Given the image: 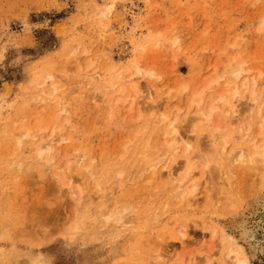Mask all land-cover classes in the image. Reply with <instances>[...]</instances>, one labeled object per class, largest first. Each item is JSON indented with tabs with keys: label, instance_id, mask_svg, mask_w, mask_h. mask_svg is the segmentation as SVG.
<instances>
[{
	"label": "rangeland",
	"instance_id": "obj_1",
	"mask_svg": "<svg viewBox=\"0 0 264 264\" xmlns=\"http://www.w3.org/2000/svg\"><path fill=\"white\" fill-rule=\"evenodd\" d=\"M139 39L141 45H135ZM134 64L143 77L151 73L138 84L144 99L149 88L162 90L159 96L158 91L152 93L154 100L160 99L158 113L141 109L151 102L138 97L129 111L134 94L128 89L121 92L122 82L111 88L118 74L123 80L141 77ZM240 65L249 70L243 74L248 81L260 72L264 82V0H0V264L26 260L28 264H151L153 256L161 257L154 259L160 264H228L229 259H223L228 245L239 248L248 264H264V211L257 210V216L248 211L252 200L264 193L251 195L258 190L253 176L258 180L261 171L256 176L233 169L234 179L229 189L224 186L229 190L224 195L237 200L236 212L217 216L204 212L210 197L206 187L222 186L225 178L232 177L227 173L221 176L222 183L213 180L208 185L203 166L196 168L194 163L192 179L203 195L196 193L191 208H178L175 200L171 206L164 195L177 185L163 184L168 178L161 168L168 161L166 166L173 172L181 170L182 178L192 154L180 152L163 161L167 148L160 151L161 132L155 126L175 107L182 109L181 116L186 111L190 117L207 112L225 82L232 80L231 71ZM47 75H53L52 81ZM263 84L253 107L243 92L234 104L243 127L250 110L257 116V106L264 100ZM230 86L239 88L241 83L232 81ZM195 91L202 96L201 103L186 110ZM168 92L172 96L162 100ZM218 115L215 112L209 124H201L204 129L195 123L191 135L195 138L200 132L204 141H211L218 125L219 136L239 137L229 138L228 153L264 147V131L262 137L255 136L259 118L244 134L231 111L221 115V123ZM231 122L236 131L229 129ZM189 129L183 126L181 133H190ZM22 130H29L23 139L18 137ZM42 137H51L53 150L34 158L31 153ZM157 159L161 177L154 180L146 168ZM151 179L156 185L146 182ZM119 209L126 212L121 216ZM108 212L123 219L130 216L125 220L129 224L136 219V228L116 225L117 216L118 222H106ZM182 224L188 226L183 245L174 232ZM224 234L233 243H222Z\"/></svg>",
	"mask_w": 264,
	"mask_h": 264
},
{
	"label": "bare ground",
	"instance_id": "obj_2",
	"mask_svg": "<svg viewBox=\"0 0 264 264\" xmlns=\"http://www.w3.org/2000/svg\"><path fill=\"white\" fill-rule=\"evenodd\" d=\"M260 29H262V27L260 28ZM143 41V39H139V40H137V41H135L134 43H136L135 45H141L140 43ZM145 41V40H144ZM175 43H176V41H175ZM157 44V43H156ZM158 45H159V43H158ZM136 47V46H135ZM135 49H137V48H135ZM232 60V59H231ZM229 62H232V61H230L229 60ZM228 63V62H227ZM231 65V64H230ZM133 67L136 69V74H138V75H140L141 77L140 78H137L136 80L134 79V77H132V75L131 76H128V77H126V79H124L123 80V78H122V74H118V76H116V80L114 81V82H112V85H111V88H113L114 86H115V84H118L119 82H122V89H121V92H123V90L124 89H128L129 90V92L131 93H133L134 95L132 96V98H131V105L132 106H130L129 107V111H132V109H133V103H134V101H135V98L136 97H138V98H141L142 100H145L146 98H147V100H145V101H147V102H151V104H147V106L146 107H144V108H141V109H146V110H148V112H149V110H151V111H157V113L159 112V109H160V107H161V104L159 103V101L158 100H160L158 97V99L157 100H154L153 99V96H152V93H153V95H155V93L159 96L160 95V93L162 92V90L160 89V90H152V88L150 89L149 87V89L147 90V95H146V98L144 99L143 97H142V94L139 92V86H138V84L140 83L139 81H144V82H146L145 80V77H146V75L148 76H151V73H148V74H146L145 75V77H143L144 76V73L142 72V70H140V69H138V67H137V65H133ZM229 67V66H228ZM233 67V66H232ZM231 73H232V76H230V77H232V80H230V81H227V82H225V85H224V87H222V91L220 92V94H218L219 96L217 97V99H215V103L213 102V103H211V105H210V107H208L209 109H208V111L207 112H201L200 114H198V115H193L194 117H190L189 116V112H187L186 111V113L183 115V116H181L180 115V111L182 110H180L179 108H176L175 107V109L173 108V109H171L168 113H166V114H163L162 115V117H161V119L156 123V127H158L159 128V130H160V132H161V135L159 136V138H161L162 140H160V142L162 141V144L160 143V151L163 149V148H161V147H164L165 146V148H167L166 149V154H165V156L164 157H162L163 158V161H166V160H168V159H171L172 157H175V156H177L180 152H184V154L185 155H188V154H192V157H190V159H189V161H188V165H189V167L187 168V170H186V172H185V174H184V176L181 178L180 177V171L181 170H179V169H182V167H184L183 166V163H181L182 165V167L181 168H179L177 171L179 172V173H177V172H173L172 171V168L171 167H168V165L166 166V164H167V162H165L164 164H163V166H162V168H161V171L162 170H164L165 171V173H164V171L162 172V176H164V174H167V182L166 183H164L163 182V184H167V186H168V182L170 181L172 184L173 183H175L177 186H178V190H177V186L175 187L176 189H173L172 191H170V192H168L167 193V195L165 196L164 195V197H166V199L168 198V200H170V204H171V206H173L172 204L174 203V201L173 200H175V201H178V203H177V207L178 208H183V207H185L186 209L187 208H191V206H192V204L195 202L194 201V196L196 195V193H199V194H201L200 192H201V190L199 189V190H197L196 189V184L194 183L195 181H193V179H192V177H193V175L191 174V172L193 171V169H194V165L196 164V168L198 167V166H203V174L204 175H206L207 177H208V180L207 179H205V180H207V183H208V185L209 184H211L210 182H212L213 183V180H216V183L218 182L217 180H220V182L222 183V179H220L221 178V176H223V175H226L227 173L229 174V176H231L232 175V171H233V169H234V171H236V173L238 172L237 170H235V167H236V169H237V167H238V170L239 169H246L247 171H248V173H252V175H254V173L256 174L257 172V174H259V171H261L260 173H261V176H259L260 178L258 179V180H260V181H258V180H256L255 178V176H253V179L255 180V181H257V185L256 186H258V190H257V192H254V193H250L251 195H253L254 197L256 196V195H258L259 193H261V192H264V147L263 146H255L254 145V143H255V141H254V137L252 138L253 140H251V145H253L252 147L254 148V146H255V149H257V150H255L254 149V151H252V152H245V150H243V149H241V150H239V151H235L234 150V152L233 151H231V152H227V150H226V147H227V145L230 143V140H229V138H233V137H227V135H226V137H221V136H219V134H218V130H219V127H218V123H216L215 122V124L217 125L216 126V134L214 135V138L212 137V135H211V137L213 138L211 141L208 139V140H205L204 141V139H203V137L204 136H202L203 134H200L199 135V133H197L198 134V137H193L192 135L194 134L193 133V131L191 130V129H193L194 127H195V123H199L200 125L201 124H209L210 122H211V120L213 119V114L215 113V112H218V114L220 115H218L219 116V118H217L216 120H220V118H222V116L223 115H227L228 114V112H230L231 111V113H233V115H232V118L233 119H237L238 120V126H239V129H240V131L241 132H245L244 134H248V133H250L251 131L250 130H252V125H253V121L255 120V119H257V118H259L260 119V132L258 133L257 132V134H259V135H255L256 137L257 136H261V135H263L262 134V132L264 131V100H262L263 102L262 103H260L259 104V106H257L258 107V111H257V116H254V115H252V113L251 112H253V111H249V114H248V117L245 119V126L243 127V122L241 121V119L240 118H237V116H238V112H237V109H236V107L234 106V104L237 102V101H239L241 98L239 97V95L243 92L244 94H242L243 96H244V98H246L247 100H250L251 101V105H252V103H255V102H257V101H259V100H257V93H256V91H257V89H258V87L260 86L259 84H262V83H264V82H262L263 81V79H261L260 77L261 76H263V73H258L257 75H258V78H253L251 81L249 80L248 81V79H246V78H244L243 77V74H248L249 73V70H245L244 69V67H243V65H240V66H238V68L237 69H234V70H232L231 71ZM127 74V73H126ZM226 75V74H225ZM224 76V75H223ZM222 76V77H223ZM228 76V75H227ZM52 77H53V75H47V79H49L50 81H52ZM222 77H217V80L219 81V79L220 80H222L221 78ZM148 79V78H147ZM214 79V78H213ZM261 79V80H260ZM159 80V79H158ZM215 80V79H214ZM217 80L214 82L213 80V82L217 85ZM260 80V81H259ZM150 81V80H149ZM212 81L210 82V84L208 85V86H210L211 84H212ZM232 81H235V82H240L241 83V86L239 87V88H237L236 86H233V87H231L230 86V84L232 83ZM155 82V81H154ZM221 82V81H220ZM262 82V83H261ZM148 83V82H147ZM150 83V82H149ZM239 84V83H238ZM147 85V84H146ZM183 85V84H182ZM199 85V84H198ZM264 85V84H263ZM262 85V86H263ZM55 86H56V84L55 83H53L52 84V92L53 93H55V91L57 92V90H56V88H55ZM151 86H152V84H151ZM223 86V85H222ZM142 87V86H141ZM69 88V87H68ZM182 88V87H181ZM180 88V89H181ZM209 88V87H208ZM38 89V88H37ZM146 90V89H145ZM184 89L182 88V90L181 91H183ZM201 90V91H200ZM202 90H204V87H203V89H199V93L201 92V94H202ZM207 90V89H206ZM40 91V90H39ZM169 91V90H168ZM173 91H174V89L173 90H171L170 92H172L173 93ZM258 91H261V89L260 90H258ZM264 91V90H263ZM59 92V91H58ZM170 92H168L167 94H169V95H167V96H164L165 98H161L162 100L163 99H166V98H168V97H171L172 96V94L170 93ZM197 91H195V93H196ZM205 92V91H204ZM176 93V92H175ZM199 93L197 92V94L195 95V94H193V96H191L190 98L191 99H189L188 100V102L190 101V105L187 107V105H186V110H188L187 108H189V109H191V107L193 106V105H195L197 108L199 107V105H200V103H201V99H202V96L201 95H199ZM170 94H171V96H170ZM53 95V94H52ZM144 95V94H143ZM156 95V96H157ZM55 96V95H54ZM241 96V95H240ZM238 97L240 98L239 100H237L238 99ZM263 97H264V95H263ZM49 98V97H48ZM52 98V97H51ZM96 98V97H95ZM215 98V97H214ZM54 99V98H53ZM257 100V101H256ZM48 101V100H47ZM120 101V100H119ZM127 101V100H126ZM140 101V100H139ZM51 102V101H50ZM100 102V101H99ZM104 102V101H103ZM116 102H118V101H116ZM58 104H57V107H59V106H61V104H60V102L58 101L57 102ZM121 104H123V101L121 100V102H120ZM120 103H117V104H120ZM140 103V102H139ZM141 104H142V102H141ZM160 104V105H159ZM244 104V103H243ZM245 104H246V102H245ZM256 104V103H255ZM255 104H253L252 105V107L255 105ZM145 104H142V106H144ZM239 105V104H238ZM247 105V104H246ZM96 106V105H95ZM139 106V105H138ZM204 106V105H203ZM250 105L248 104L247 105V108L249 109V108H251V107H249ZM104 107H105V104H104ZM140 107H141V105H140ZM140 107H139V109H140ZM194 107V106H193ZM57 109V108H56ZM139 109H137L138 111H139V113L141 112V110H139ZM145 110V111H146ZM161 110V109H160ZM241 110V109H240ZM56 111H58V110H56ZM143 111V110H142ZM150 111V112H151ZM153 111V112H154ZM239 111V110H238ZM61 112H62V110H61ZM60 112V113H61ZM144 112V111H143ZM57 113H59V112H57ZM62 114V113H61ZM129 114H130V112H129ZM151 115V114H150ZM222 115V116H221ZM150 118V117H149ZM148 119V118H147ZM240 119V120H239ZM145 120V119H144ZM143 120V121H144ZM139 121V120H138ZM154 122H156V121H154ZM218 122V121H217ZM222 121L220 120V123H221ZM233 122V121H232ZM232 122L231 123H228V125L230 124V126H228L229 127V129L230 128H232V130L233 131H236V128H235V126L232 124ZM233 123H235V122H233ZM49 125V124H48ZM236 125V126H237ZM145 126V125H144ZM183 126H186L187 127V129H189L190 130V135L192 136H188L187 134V132L186 133H181V130L183 129ZM202 126V125H201ZM237 126V127H238ZM218 127V128H217ZM228 127H227V129H228ZM202 128H203V126H202ZM204 129V128H203ZM228 129V130H229ZM46 130H47V126H46ZM214 130V131H215ZM22 131H24V130H22ZM22 131H21V133H22ZM27 131V132H26ZM26 131H24V132H26V133H24V134H22L21 135V133H20V135H18V137H20L21 136V138L23 139V137H26L29 133H28V131L29 130H26ZM41 131H44V132H46L45 130H41ZM53 131V130H52ZM220 131V130H219ZM225 131V130H224ZM239 131V132H240ZM38 132H40V130L38 131ZM54 133H56L57 132V130H55V131H53ZM53 132H51V134L53 133ZM223 132V131H222ZM59 133V132H58ZM16 134H18V132L16 133ZM57 134V133H56ZM142 134H143V131H142ZM242 133H240V137L242 136L241 135ZM25 135V136H24ZM43 135V134H42ZM58 135V134H57ZM17 136V135H16ZM53 136V135H52ZM142 136V135H141ZM202 136V137H201ZM237 136V135H236ZM248 136V135H247ZM245 137V136H244ZM243 137V138H244ZM248 137H250V136H248ZM256 137H255V139H256ZM262 137V136H261ZM21 138H19V139H17L16 141H17V148H19L18 146H19V141L20 140H22ZM28 138V137H27ZM51 137H49V139H50ZM58 138V137H57ZM56 137H55V139H57ZM205 138V137H204ZM49 139H44L43 137L42 138H40V140H39V142H38V144L36 145V151H33V153H31V154H34V155H32L33 157L36 155L37 157H41L42 156V154H44V153H46L47 155L49 154V152L50 151H52L51 150V143L52 142H50V140ZM233 139H236V141L239 139V137L237 136V138L234 136V138ZM249 139V138H248ZM33 140H34V138H33ZM193 140V141H192ZM257 140V139H256ZM16 141H15V143H16ZM26 141V140H25ZM53 141V140H52ZM61 141V140H60ZM235 141V140H234ZM249 141H250V139H249ZM259 141V140H258ZM262 141L263 140H260L259 142L260 143H262ZM54 142V141H53ZM243 142V141H242ZM246 142V141H245ZM264 142V141H263ZM259 143V144H260ZM238 144V143H237ZM240 144H241V142H240ZM258 144V143H257ZM262 144H264V143H262ZM57 145H59V144H57ZM235 145V144H234ZM53 147V146H52ZM252 147H251V149H252ZM235 148V147H234ZM260 148V149H259ZM233 149V148H232ZM31 150H32V148H31ZM231 150V149H230ZM248 150H249V147H248ZM125 151V150H124ZM123 151V152H124ZM169 151V154L167 153ZM32 152V151H31ZM36 154H35V153ZM65 153V152H64ZM36 156L34 157V158H36ZM33 157H31V158H33ZM47 157V156H46ZM33 158V159H34ZM42 158V157H41ZM35 160V159H34ZM67 160V159H66ZM65 160V161H66ZM146 161V160H145ZM156 161H158V162H156L155 164H150L146 169L148 170H146L147 171V173H150V175H151V177H152V179H156L157 177H159V175H160V177H161V171H159L160 169H159V167H158V164H159V162L161 161V160H156ZM184 161V160H183ZM142 162V161H141ZM66 163H68L67 161H66ZM195 163V164H194ZM147 164V163H146ZM185 165V164H184ZM11 167V166H10ZM65 167H66V165H65ZM145 167V166H144ZM68 168V167H67ZM66 168V169H67ZM174 168V167H173ZM177 168H178V166H177ZM68 170H69V168H68ZM67 170V171H68ZM176 170V169H175ZM198 170V169H197ZM66 171V172H67ZM70 171V170H69ZM245 171V170H244ZM71 173V172H70ZM69 173V174H70ZM194 174H195V172H194ZM231 174V175H230ZM257 174H256V176H257ZM146 175V174H145ZM195 176V175H194ZM196 176H197V174H196ZM232 176H234V175H232ZM231 176V177H232ZM118 177V176H117ZM166 177V176H165ZM206 177V178H207ZM255 177V178H254ZM203 178H204V176H203ZM150 179V178H149ZM151 179V181L149 180V181H147L146 180V182H150V184H151V182L153 181L154 182V180H152ZM161 179V178H160ZM159 179V180H160ZM224 179V178H223ZM234 179V177H232V179H229V178H225L224 179V181H223V183H222V186L221 185H217L216 184V186H214V184L212 185L213 186V188H212V186H208V187H206L209 191H210V193L208 194V196H210L209 198L208 197H206L208 200L206 201L205 200V203L207 204V206L208 207H206L207 209H205L204 208V212H206V210L208 211V212H211V213H213V214H215V215H217V216H229V215H233V214H235V212H236V205H237V200H234V199H232L230 196L228 197V196H226L225 197V192H224V190L226 191L227 189L226 188H228L229 186V184H231V183H229V182H231L232 180ZM71 180H72V178H71ZM211 180V181H210ZM203 181V180H202ZM202 181H199L200 183L199 184H201L202 183ZM247 181V180H246ZM153 182H152V184H153ZM71 183V182H70ZM145 183V182H144ZM156 182H154V185H156L155 184ZM170 183V185L172 186V184ZM220 183V184H221ZM229 183V184H228ZM255 183V182H254ZM258 183H259V185H258ZM72 184V183H71ZM71 184H69V186L71 185ZM202 184H204V183H202ZM225 184V185H224ZM227 184V185H226ZM162 185V184H161ZM164 185V186H165ZM174 185V184H173ZM249 185V184H248ZM254 185V186H255ZM60 186V185H59ZM163 186V185H162ZM161 186V187H162ZM226 188H225V187ZM166 187V186H165ZM199 187V186H198ZM248 187V186H247ZM253 187V186H252ZM61 188V187H60ZM68 188V187H67ZM70 189H71V186L69 187ZM68 188V191L66 190V192L68 193V192H70L71 190ZM156 189L158 188L157 186L155 187ZM163 188V187H162ZM161 188V189H162ZM169 188H171V187H169ZM169 188H168V190H169ZM223 188H225V189H223ZM251 188V187H250ZM160 189V190H161ZM166 189H167V187H166ZM229 189V188H228ZM252 189H254V188H252ZM256 189V188H255ZM63 190V189H62ZM61 190V191H62ZM70 190V191H69ZM164 190V193H165V188H163L162 189V191ZM175 190V191H174ZM197 190V191H196ZM207 190V191H208ZM249 190V189H248ZM247 190V191H248ZM174 191V192H173ZM199 191V192H198ZM208 191V192H209ZM229 190H227V195H228V192ZM250 192V191H249ZM159 194L161 193V192H158ZM71 194H72V192H71ZM161 194H163V192L161 193ZM225 194V195H224ZM246 194V193H245ZM67 195H69V194H67ZM201 195H203V191H202V194ZM243 195V193L242 194H240V196H242ZM250 195V196H251ZM161 196V195H160ZM159 196V197H160ZM168 196V197H167ZM240 196H239V198H240ZM244 196V195H243ZM69 197V196H68ZM72 197V196H71ZM238 198V199H239ZM200 199L201 198H199V201H200ZM241 200H242V198H240ZM162 200H164V199H162ZM198 200V199H197ZM167 200H164V201H162L163 203L165 202V203H168V202H166ZM173 201V203H171ZM239 201V200H238ZM198 202V201H197ZM162 203V204H163ZM165 203H164V206H167V205H165ZM168 203V204H169ZM170 204H169V206L168 207H170ZM178 204H179V206H178ZM201 204V203H200ZM198 205V206H201V205ZM174 205H176V204H174ZM238 205H239V203H238ZM181 206V207H180ZM198 206H197V209L196 210H198ZM167 207V208H168ZM245 207V206H244ZM177 208V209H178ZM201 208H203L202 206H201ZM199 209H200V207H199ZM112 210V209H111ZM125 210V209H124ZM124 210H123V212H122V209H119V212H121L122 214H120L121 216L126 212V210H125V212H124ZM203 210V209H202ZM257 210H260V211H264V193L263 194H261L260 196H256L253 200H252V202H251V204H250V206H249V209H248V211H250V212H252L251 213V215L253 216H257L258 215V213H257ZM109 211V210H108ZM188 211V210H187ZM104 212V211H103ZM110 212V211H109ZM109 212L106 214V216H104L105 215V213H103V216L105 217V220H106V222H108V219H109V221L110 220H112V221H114V219H116V217L115 216H117L118 218H119V222H118V219H116L115 221L116 222H118V223H116V225L117 224H119V223H121V226H126V225H128L129 223L127 222L128 220V218H130V216L126 219L125 217V219H123L117 212H115L114 214H112V213H110L109 214ZM112 212V211H111ZM145 213H146V210L144 211ZM148 212V211H147ZM189 212V211H188ZM199 212V211H198ZM200 212H201V210H200ZM109 214V215H108ZM118 214V215H117ZM150 214V213H149ZM239 214V213H238ZM111 215H113V218H111L112 216ZM144 215V214H143ZM145 215H148V213L147 214H145ZM151 215V214H150ZM150 215H148V217L150 216ZM101 216H102V214H101ZM100 216V217H101ZM133 217V216H132ZM131 217V219H133ZM138 217V216H137ZM148 217L147 216H144V218H145V220H147L148 219ZM103 218V217H102ZM147 218V219H146ZM232 218V217H231ZM252 218V217H251ZM97 219V218H96ZM95 219V220H96ZM101 219V218H100ZM121 219L123 220V222L124 223H126L125 225H123V223H122V221H121ZM135 219V218H134ZM133 219V220H134ZM138 219V218H137ZM98 220V219H97ZM125 220H127L126 222H125ZM130 220V219H129ZM136 220V219H135ZM134 220V221H135ZM139 220V219H138ZM99 221V220H98ZM97 221V222H98ZM102 221V220H101ZM100 221V222H101ZM114 221V222H115ZM121 221V222H120ZM132 221V220H131ZM130 221V222H131ZM134 221L133 222H131L132 224H129L128 226H131L132 228H136L134 225L135 224H133L134 223ZM206 221V220H205ZM102 222H104V221H102ZM105 222V223H106ZM186 222V221H185ZM183 223V224H186V223ZM235 222V221H234ZM105 223L103 224V226L105 227V226H108V225H105ZM111 223V222H110ZM128 223V224H127ZM146 223V222H145ZM107 224V223H106ZM112 224V223H111ZM115 224V223H114ZM182 224V226H179V228L181 227V229L179 230L178 228L177 229H175L174 230V232L176 233V235H178L176 238L179 240V244H185V241L187 240V236H188V232H187V228H188V226L187 225H183ZM97 225V224H96ZM100 225V224H99ZM245 224L243 223V226H244ZM79 226V225H78ZM78 226H77V228H78ZM101 226V225H100ZM134 226V227H133ZM95 227V226H94ZM79 228H81V227H79ZM100 228H102V227H100ZM206 228V225H205V227H204V229ZM208 228V227H207ZM212 228H214L213 226H212ZM97 230V227H95L94 228V230ZM99 229V228H98ZM211 229V228H210ZM95 230V231H96ZM215 231V230H214ZM214 231L212 230V235L213 236H215V233H214ZM220 231V230H219ZM78 232V231H77ZM80 232V231H79ZM225 232V231H224ZM218 233V232H217ZM226 233V232H225ZM220 235H221V233H219ZM74 235V234H73ZM219 235V236H220ZM227 235V234H226ZM75 236V235H74ZM218 236V235H217ZM216 236V237H217ZM225 236V234L223 235V238H222V240L220 239V241H222V243H223V240H225L224 241V243L227 241V242H229L230 241V238L228 239L227 237H224ZM2 237V236H1ZM68 237V236H67ZM39 240V239H38ZM69 241V240H68ZM226 242V243H227ZM230 242H232V241H230ZM222 243H219V244H222ZM225 243V244H226ZM233 243V242H232ZM187 244V243H186ZM231 244V243H230ZM223 245V244H222ZM227 245V244H226ZM225 245V246H226ZM224 247V246H223ZM227 247V246H226ZM224 252L226 253L225 255H224V261H227L228 259L229 260H231V262H229V260L227 261L228 262V264H248L247 263V261H246V259H245V257H244V255H243V253L241 252V250L239 249V248H233V247H231V246H229L228 245V247L227 248H225L224 247ZM3 251V250H2ZM227 251V252H226ZM13 252V251H12ZM222 252H223V249H222ZM223 252V253H224ZM210 253V252H209ZM213 254H215V252L213 253ZM167 255V254H166ZM212 255V254H211ZM223 255V254H222ZM213 256V257H212ZM212 256H210L209 255V259H211L210 261H212V259H215L214 258V255H212ZM159 257V256H158ZM158 257H156V256H153V261H152V263L151 264H154V259H156V260H158ZM212 257V258H211ZM216 257V256H215ZM42 258V257H41ZM41 258H40V260H41ZM159 258H161V257H159ZM173 258V257H172ZM226 258V259H225ZM216 259H217V257H216ZM36 260H38L39 261V259H36ZM187 260V259H186ZM42 261H44L43 259H42ZM209 261V260H208ZM26 262H27V260H26ZM25 262V264H28V263H26ZM29 262V261H28ZM41 262V261H40ZM160 261H158V263L157 262H155L156 264H160L159 263ZM191 262V261H190ZM197 261H194V263H196ZM198 262H199V260H198ZM202 261H200V263H201ZM226 262V263H227ZM24 263V262H23ZM31 263V262H30ZM186 263V262H185ZM208 263V262H207ZM13 264V263H12ZM16 264H18V262L16 263ZM34 264V263H33ZM174 264V263H173ZM184 264V263H183ZM197 264V263H196ZM215 264V263H214ZM218 264V263H217Z\"/></svg>",
	"mask_w": 264,
	"mask_h": 264
}]
</instances>
